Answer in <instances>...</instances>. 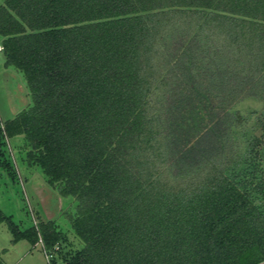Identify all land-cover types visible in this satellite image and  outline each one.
<instances>
[{
	"label": "trees",
	"instance_id": "trees-1",
	"mask_svg": "<svg viewBox=\"0 0 264 264\" xmlns=\"http://www.w3.org/2000/svg\"><path fill=\"white\" fill-rule=\"evenodd\" d=\"M0 35L31 98L0 120V170L20 181L24 136L74 199L65 264H264V114L235 134L264 100V0H6ZM4 222L57 264L54 220Z\"/></svg>",
	"mask_w": 264,
	"mask_h": 264
},
{
	"label": "rangeland",
	"instance_id": "rangeland-1",
	"mask_svg": "<svg viewBox=\"0 0 264 264\" xmlns=\"http://www.w3.org/2000/svg\"><path fill=\"white\" fill-rule=\"evenodd\" d=\"M5 1L0 0V5ZM3 40V36L0 35V45L2 46ZM2 51L0 52V120L7 121L26 108L28 101L31 102V98L30 94L28 95L29 89L23 73L14 66L6 65ZM236 109L244 117L247 114L252 115L250 119L248 118L240 124L235 132L236 135H247L249 133H244L243 126L247 129L250 128L256 117L264 114V100L248 98L239 102ZM242 138L234 141V145L237 142L240 148L244 146V143L240 141ZM24 145V136L8 138V148L15 162L20 181H11L10 176L0 170V209L5 215L12 216L13 220L22 224L23 227L31 226L33 222L35 225H39L42 221L54 220L57 229L63 233L64 238L55 244V247H60L57 264H65L67 257L84 246V243L74 233L68 217V213L73 211L75 201L72 197H59L57 191L47 182L42 168L39 165H30L26 161ZM259 149L264 151V138ZM38 236L35 246L27 240L14 243L13 234L8 224L1 223L0 260L2 263L52 264V259L46 257L43 249L45 244L40 232Z\"/></svg>",
	"mask_w": 264,
	"mask_h": 264
},
{
	"label": "built area",
	"instance_id": "built-area-1",
	"mask_svg": "<svg viewBox=\"0 0 264 264\" xmlns=\"http://www.w3.org/2000/svg\"><path fill=\"white\" fill-rule=\"evenodd\" d=\"M3 46L2 45H0V52L3 50ZM55 249H58V246L57 247H55ZM45 251V254H46V257L48 258V259H50L51 257H52V254H50L49 252H47L46 250H44Z\"/></svg>",
	"mask_w": 264,
	"mask_h": 264
}]
</instances>
